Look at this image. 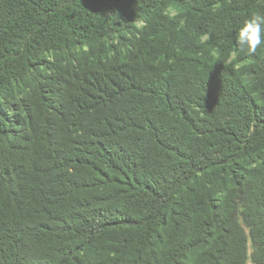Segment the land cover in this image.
<instances>
[{
  "label": "trees",
  "instance_id": "trees-1",
  "mask_svg": "<svg viewBox=\"0 0 264 264\" xmlns=\"http://www.w3.org/2000/svg\"><path fill=\"white\" fill-rule=\"evenodd\" d=\"M254 14L0 0V264H264Z\"/></svg>",
  "mask_w": 264,
  "mask_h": 264
},
{
  "label": "clouds",
  "instance_id": "clouds-1",
  "mask_svg": "<svg viewBox=\"0 0 264 264\" xmlns=\"http://www.w3.org/2000/svg\"><path fill=\"white\" fill-rule=\"evenodd\" d=\"M172 5L166 6L162 11L164 15L171 16ZM237 47L241 52L255 54L258 48H264V15L254 14L244 22L237 36Z\"/></svg>",
  "mask_w": 264,
  "mask_h": 264
}]
</instances>
